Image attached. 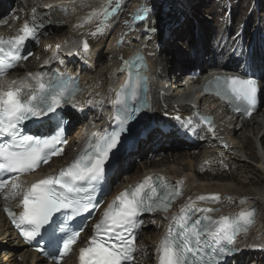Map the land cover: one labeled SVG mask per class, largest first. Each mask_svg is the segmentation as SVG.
Instances as JSON below:
<instances>
[{"label": "snow or ice", "instance_id": "1", "mask_svg": "<svg viewBox=\"0 0 264 264\" xmlns=\"http://www.w3.org/2000/svg\"><path fill=\"white\" fill-rule=\"evenodd\" d=\"M115 11L108 12L105 8V19ZM147 11L141 6L135 18H143L142 13ZM43 23L37 9L33 8L31 20H26L16 35L0 36V77L6 76L19 61L27 60L32 54H23L24 45L29 39L36 38L37 29L43 27ZM88 47L84 41L83 51L87 52ZM142 59L137 54L124 61L126 67L135 71H129L128 80L116 93L115 103L126 105L127 100L137 97L138 90L146 83L141 74V68L145 66L136 63ZM33 82L34 90L26 92V86L31 87ZM209 83L215 85L216 95L226 100L234 111L251 115L256 108L261 81L253 76H216ZM78 91L77 82L70 76L56 75L45 81L39 72L28 73L24 80L0 87V193L5 199L17 200L19 197L16 207L21 209L18 214L9 208L5 211L28 242L40 237L41 230L47 227V245L53 264H60L77 243L80 231L69 228L67 221L96 207L94 185L103 178L105 164L120 144L122 134L128 130V121L140 110L129 112L125 106L124 114L118 112L117 115L118 130L93 133L67 166L29 187H22V176L63 154L59 145L66 141L63 139V119L57 109L70 103ZM72 107L77 105L72 104ZM44 118L55 123L54 134L29 135L20 128L26 121ZM176 119L179 121L180 117ZM201 119L209 125L211 132V118ZM182 185L183 181L173 185L159 176H146L137 184L129 185L108 204L94 225L87 246L79 249V264H132L137 251L135 232L142 223L138 217L145 212L167 213L183 195ZM222 199L232 198H222L218 194L196 197L198 201L213 203ZM244 203L246 200L241 201ZM216 211L218 209L198 207L189 197L177 213L170 218L165 216L169 223L155 248L157 264H218L223 255L236 251V238L253 226L257 209H242L214 218L211 214ZM57 213L63 214V220L54 219ZM37 251L44 253L45 249L38 247Z\"/></svg>", "mask_w": 264, "mask_h": 264}, {"label": "bare ground", "instance_id": "2", "mask_svg": "<svg viewBox=\"0 0 264 264\" xmlns=\"http://www.w3.org/2000/svg\"><path fill=\"white\" fill-rule=\"evenodd\" d=\"M50 1H52L54 4H52L49 9L53 10L55 13L65 15V18L63 17L62 19V24L67 27L64 37L58 41L59 47H56L53 50L50 58L53 59L57 56L63 57L65 64L69 66L70 70L81 75L82 91L80 92L77 102L75 103L77 105L78 112H75L74 116H77L78 120L79 118L85 117L86 121L84 124H79L76 126L78 132L71 136L72 139H70V143H73L76 140L80 141L82 139H79L81 135L97 130L101 127V125L105 124L103 122L105 114L109 107L114 106L116 93L120 91L122 85L125 83V80L123 79L124 75L128 76L129 73V70L125 68L124 61L129 60L134 54H143L150 62V65L147 66L149 70L148 76L150 79L147 80L148 88L146 92L148 118H150L152 115L151 121H155L154 123L157 124L164 123V125H166L165 123H172L177 129L176 137H178V139L192 141V143H187L188 146H190V149L193 150L192 154H197L196 151L202 153V158L198 160H193L190 158L185 160L183 157H181V155H179L180 153H177L173 161H163L164 166L160 169V172L166 174L175 182L183 181L182 186L185 187V194L181 199V205L185 204L188 201V198L191 197L192 200L196 202L198 207H210L218 209V211L211 214L214 218H217L221 215L235 214L242 209H257L255 223L246 234L243 233L237 237L235 248L237 249L238 261L241 264H250L252 260L255 261L254 264H264L262 263L264 260L262 261V259H257V255L261 253L264 254V186L261 185L262 183L256 184V186L252 185L255 180H264V157L259 158V162L255 167L257 172L263 174L262 176H258L255 172V169L250 168V166L247 164H241L242 171L239 172L240 177L237 179L227 174H222L225 173L228 167L234 168L239 165L238 161L244 160L242 156L236 154V150L241 148L246 153V145L241 141H236V136L241 133L244 135V130H248V132L254 136L258 129L262 130V127H259L255 119L248 121L244 126V129L241 131H238L235 128L225 129L224 126L218 125L219 128L224 129L222 136L224 139L229 141V144L232 142V138L229 135H233L234 144L232 148L225 149L221 146V140H217L213 134L207 132L205 128H202L197 122L190 118V114L194 111V107L191 108V105L189 104H176L173 101L174 96H171L170 94L162 95L156 86V81H152L154 80L152 75L156 76L155 70H157L156 64L158 62V40L154 42V39L157 37L159 31L163 29V34L164 28L166 24H168L173 33L170 34L171 39H178L177 41H180L183 45L182 49H184L186 52H191V49L195 47V44L193 43L189 45V39L194 36V32H192L194 30V23L187 25L188 29L191 30L190 34L192 33L190 38L184 36V34L186 35V31L182 30L185 28V25L183 26V24H181L178 28L179 31L182 30L183 32L179 34L177 32L174 33L173 29L179 24V22H174L175 24H172L169 23L167 19H165V15H169L168 13L170 10L169 12L165 11L163 15L159 16L160 18L156 17V12L159 10V8H161L159 5L158 8H155V10L149 9L146 13H142L143 18L139 19V22L135 28L132 29V26L129 25L128 27L118 31L116 35L110 38L109 30L111 29L112 25L118 26V28L123 27L127 20V16L132 12L134 16L133 19H136L135 15L138 9L148 0H136L130 12L125 15L123 12L132 0H115L117 2L119 1L120 7L115 13H112L113 15L111 14L112 16L110 18L109 15L107 19H105L104 10L107 8V11L111 12L112 4L105 2V0H96L93 5H90V3L87 4V2L84 0L74 1L72 4L61 2V0ZM149 1L146 3L147 9L150 8ZM36 4L37 3H33V5ZM48 4L49 3H45V5ZM262 6H264L263 3ZM61 9H67V11H61ZM235 13L236 12L233 11L236 22H239L241 20V15ZM176 14L178 15V13ZM186 14H188V12L184 13L185 16ZM150 18H155V20L150 21ZM202 21L204 24L207 23L206 20ZM143 23L146 28L141 26ZM132 24H134V22ZM45 30H51V34L44 42L43 47L38 49V52L45 50L44 47L47 46L48 42L50 43L49 40L51 36L56 31L60 32L61 28H55V26H51ZM108 36L110 38L109 43ZM254 37L255 41L250 44V46L253 47L252 49H255L257 46H259L260 42L262 43L264 39L263 35L258 30L255 32ZM83 38L88 40L91 48L92 44L96 48L92 50L90 48L87 52H84L82 49H80L75 55H65L63 53L61 46H73L77 40H82ZM166 40H170L169 36H165L162 39L161 44L164 47L163 49L167 52H174L176 49L173 47V45H167ZM256 42L258 43L256 44ZM165 47L167 48L165 49ZM106 48L107 52L105 53L108 54L107 58L109 59V62L107 61L108 63L106 67L101 70L100 67L102 66V60L105 58L103 52L106 51ZM185 54L186 53L183 51L180 52L183 63L187 62ZM200 55L201 54H196V58L198 59ZM35 56L36 54L28 59L29 64L30 60ZM121 56L123 58H121ZM110 59H112V61H110ZM42 63L34 62L31 64V66L32 68H40ZM98 68H100V70ZM86 71H88L89 74H87ZM143 74L145 75V73ZM199 78V76H196L191 77L190 79L200 83L201 80H199ZM177 91L178 93H184L186 96H188V98H190L191 84L179 82ZM203 100L207 101L206 98ZM219 109L221 110L220 107ZM91 112H94V115L91 118H88ZM176 113H179V116H181L184 123L183 125L174 121L173 115ZM165 114L168 115L165 116ZM222 114H225V111H222ZM200 115L203 116L202 114ZM218 119L220 123L222 122L224 124L221 118L218 117ZM188 121H191V123H188ZM184 125L189 126L188 132L184 130ZM105 127H109V125L105 124L102 126L99 133H101ZM152 128L153 126L151 127V130ZM150 133H152V131ZM171 136H174V134ZM244 138L248 143L246 135H244ZM258 141L264 146V132L261 133ZM178 147L179 145L177 148ZM144 150V148H140V152L138 154L141 156L143 153H145ZM134 155H136L135 152L131 153L129 158L133 159ZM121 159L122 157L119 159V161ZM182 163H185V166H181ZM159 164L160 163H157L153 160H147L143 162L145 168H157ZM139 169L142 170V167L140 166ZM47 170L50 171L51 168L47 167ZM124 170H128L127 163L119 165L118 171L123 172ZM254 174L257 179L253 178ZM140 175H144L143 171L140 173ZM212 194H218L222 198L231 197L232 199H222L219 203L196 200V197L198 196H210ZM242 200H246V203L241 204ZM178 210L179 209L175 207L173 211H169L167 213L163 212L156 215L155 223H153V221L150 220L151 218H149L147 223L148 230L145 229L142 235L144 241H149L151 245L158 243L155 241L160 240L162 234L165 231L166 225L169 222V220L165 219V216L170 218L173 214L177 213ZM146 241L145 243L147 244ZM145 248L146 250L148 249L146 246ZM138 249L139 254L136 257L137 263L139 264L142 258H144V256L141 255L145 254L146 259L148 260L146 264H152L151 255H148L146 252H144L141 240L138 245ZM255 251L256 253L254 254ZM253 254L255 255L254 257Z\"/></svg>", "mask_w": 264, "mask_h": 264}, {"label": "rangeland", "instance_id": "3", "mask_svg": "<svg viewBox=\"0 0 264 264\" xmlns=\"http://www.w3.org/2000/svg\"><path fill=\"white\" fill-rule=\"evenodd\" d=\"M31 2L32 1H34V2H37V4H45L46 2H49V0L47 1H45V0H30ZM54 1H57V0H54ZM62 2H66V3H68V4H71L72 3V1L73 0H70V1H66V0H61ZM78 1V0H77ZM84 1H86V0H84ZM89 1V0H88ZM149 1V0H148ZM147 1V2H148ZM155 1V0H154ZM215 1V2H214ZM232 1V2H231ZM87 2V1H86ZM130 2V1H129ZM135 2H136V0H132L131 2H130V4L127 6V8L124 10V12H123V14L125 15V14H127V13H129L130 12V10L132 9V7L134 6V4H135ZM146 2V3H147ZM153 2V0H150L149 1V7L150 8H148V10L150 9V10H155V8H154V4L152 3ZM206 2H207V4H208V6H206V7H203V6H205V4H206ZM206 2H205V0H198V5H200L201 7H203V8H201V7H199L198 9L199 10H201V12H204V11H209V10H211L212 12H218V9L219 10H221L222 8H221V5H222V3H224V8L223 9H229L230 8V6H231V8H232V3H233V7H234V9H233V11H235L236 13H238L239 15H241V13H242V11L243 10H245V7H246V5H247V3H248V0H243V1H239V0H206ZM242 2V3H241ZM118 3H119V1H118ZM146 3L143 5V7H146ZM241 3V4H240ZM258 3L260 4V11L258 12ZM262 3L264 4V0H262V2H260V0L259 1H257L256 2V0H249V4H248V6H247V8H246V10H245V12H244V14H243V16H242V18H241V22H239V25L237 26V27H235V18H234V16H233V14L231 15V13H229V12H226V13H224L223 14V16H221L220 14H218L217 15V17H218V19L219 20H223V19H225V24H228V25H234V29L236 30V32H238L243 26H244V24H246V26H245V33H248V27L250 26V25H252L253 26V31H255V30H261L262 28L264 29V6H262ZM87 4H89V3H87ZM112 4V3H111ZM90 5H91V3H90ZM219 6H220V8H219ZM117 8V5H115L114 6V9H116ZM112 9H113V5H112ZM122 9V8H121ZM256 9V10H255ZM112 11V10H111ZM116 12V11H115ZM114 12V13H115ZM158 12V13H157ZM156 12V17H159V16H161V15H163L164 13H165V10H163V9H161V8H159V10ZM167 12H169V10H167ZM235 13V14H236ZM169 15H165V19H167L168 21H169V23H172V24H175V23H177V22H179V24L173 29L174 30V33H182L184 30L186 31V29H188V27H187V25L188 24H192L193 22H191L192 21V18H190V14H186V16L184 15V13H179L178 15L174 12V11H170L169 13H168ZM113 15V14H112ZM112 15H110L109 16V18L112 16ZM196 17H198V18H200L201 19V21L202 20H206V17L205 16H202V17H199V14L198 13H196V14H194ZM182 16H185V17H181ZM215 14H213L212 16H208L209 18L206 20L207 21V23L206 24H204L205 25V28L206 27H209V29L211 30L212 28H210V24L212 25V27H213V29L214 30H216L217 28H216V26H215V23H214V20H215ZM133 12L132 13H130L128 16H127V20H126V22L124 23V25H123V27H121V28H118V26H114V25H112V27H111V29L109 30V32H110V38L112 37V36H114V35H116L117 33H118V31H120L121 29H124V28H126V27H128L129 25H131L132 26V29L133 28H135L136 27V25H137V23L139 22V19H133ZM160 18V17H159ZM162 19V18H161ZM181 19V20H180ZM103 20V19H102ZM101 20V21H102ZM150 21H154L155 20V18H150L149 19ZM163 21V20H162ZM134 22V24H132ZM175 22V23H174ZM203 22V21H202ZM101 23V22H100ZM144 23H146V22H144ZM144 23L141 25L142 27H145L146 28V26H144ZM163 24H164V22H163ZM181 24H183V26L185 25V28L184 29H182V30H178V28L180 27V25ZM98 25V24H97ZM103 25V24H102ZM158 25H159V23H158ZM248 25V26H247ZM62 27H60L61 28V31L59 32V33H57L58 31H56L52 36H51V38H50V43H51V45L49 46V47H46V48H49L48 50H45V52H47V53H49L51 50H53L58 44H57V42L60 40V39H62L63 37H64V34L66 33V29H67V27L66 26H64V24H62L61 25ZM114 26V27H113ZM182 26V27H183ZM100 28V27H99ZM157 28V27H156ZM101 29V28H100ZM97 30V29H96ZM96 30H93V31H96ZM162 30L163 29H161L160 31H159V33L157 34V37L154 39V42L155 41H157L158 39H159V37L161 36V34H162ZM190 31L191 30H189V34H190ZM48 33H49V30H48ZM48 33H47V35H45V36H43V40H42V42H41V45L43 44V42L45 41V39L47 38V36H48ZM53 33V32H52ZM57 33V34H56ZM186 34H187V32H186ZM58 35V36H57ZM184 36H186L185 34H184ZM192 36V33L190 34V37ZM56 37V38H55ZM108 38H109V36H108ZM110 38L108 39V43H109V40H110ZM55 39V40H54ZM59 39V40H58ZM151 42V41H150ZM49 43V42H48ZM108 43H107V46H108ZM47 44V43H46ZM45 44V45H46ZM166 44L167 45H171V43H170V40H166ZM108 48V47H107ZM107 48H106V51H104L103 53H104V55H105V58L102 60V66L100 67L101 68V70L102 69H104L105 67H106V65H107V63L109 62V59L107 58V56H108V54L107 53H105V52H107ZM46 55V54H45ZM121 58H123L122 56H121ZM41 59V60H40ZM44 59V55H43V53L42 54H38V56L36 55L34 58H33V60H36V61H38V62H41L42 60ZM108 61V62H107ZM110 61H112V59H110ZM100 68H98L99 70H100ZM243 133H244V135H246L247 136V139H248V143H247V141H246V143H243V144H245L246 145V153H244L242 150L240 151V149H238V150H236V154H238L239 156H242L245 160H242V161H238L239 162V165L238 166H236V167H234V168H229L228 167V169L225 171V173H222V174H227V175H229V176H232V177H235V179H237L238 177H240L239 175V172L240 171H242V166H241V164H247V165H249L250 166V168H253V169H255V172L257 173V175L258 176H262L263 174H261V173H259V172H257V169L255 168L256 167V165L258 164V162H259V158L260 157H264V146H263V149H262V147H261V145L260 144H258V148H256V144L257 143H259V142H257V141H255V140H253L252 139V137H250V136H248L249 135V132H248V130H244L243 131ZM248 134V135H247ZM244 135H242V133L241 134H238L237 136H236V141H240V140H242V141H244ZM253 135V134H252ZM254 137V136H253ZM235 138V137H234ZM231 146V145H230ZM229 146V148H231ZM181 151V153H183V155L180 153L179 155H181V157H183V159H195V160H198V159H200V158H202V153L201 152H199L198 151V154H190V153H187V150H180ZM174 158V157H173ZM173 158H170L169 157V160L170 161H172L173 160ZM133 160H134V158H133ZM243 162V163H242ZM181 166H185V163H182L181 164ZM228 172V173H227ZM253 178H255V179H257L256 178V176H255V174L253 175ZM262 180L263 179H260L259 181L258 180H255L254 181V183L252 184V185H254V186H256V184H260L261 182H262ZM264 181V180H263ZM241 185V184H240ZM244 185V184H243ZM262 186H264V183H262L261 184ZM159 228H160V226H159ZM144 233V232H143ZM146 241V240H145ZM147 242V244H145V246L148 248L145 252L148 254V255H151V250H150V245H151V243L149 242V241H146ZM256 253V251L254 252V254ZM253 254V257L255 256ZM257 259H262V261L264 260V254L263 253H261V254H259V255H257ZM262 263H264V262H262ZM138 264V263H137Z\"/></svg>", "mask_w": 264, "mask_h": 264}, {"label": "clouds", "instance_id": "4", "mask_svg": "<svg viewBox=\"0 0 264 264\" xmlns=\"http://www.w3.org/2000/svg\"><path fill=\"white\" fill-rule=\"evenodd\" d=\"M70 1V0H69ZM74 1H77V0H73L72 1V3L74 2ZM79 1V0H78ZM87 1V3H91L92 5L94 4V2L96 1V0H86ZM163 1H165V0H163ZM71 3V4H72ZM153 4H154V8H155V5H156V3H157V0H155V1H153L152 2ZM161 5V4H160ZM118 8V7H117ZM61 27V26H60ZM253 118H251V120H252ZM257 124L259 125V127H262V130H260V129H258V131H257V133L256 134H254V137H253V135L251 134V133H249V135L248 136H250V137H252V139L253 140H255V141H257V142H259L258 140H259V138H260V136H261V133L262 132H264V127H263V125L260 123V122H257ZM260 131V132H259ZM258 132H259V134H258ZM242 143H246V139L244 138V141H242V140H240ZM258 144H260V143H257L256 144V148H258ZM261 145V144H260ZM261 147H262V149H263V145H261ZM240 150H242L241 148H239ZM259 149V148H258ZM238 150V149H237ZM243 151V150H242ZM244 152V151H243ZM245 153V152H244ZM245 160V159H244ZM261 183H264V181L262 180V182Z\"/></svg>", "mask_w": 264, "mask_h": 264}, {"label": "water", "instance_id": "5", "mask_svg": "<svg viewBox=\"0 0 264 264\" xmlns=\"http://www.w3.org/2000/svg\"><path fill=\"white\" fill-rule=\"evenodd\" d=\"M224 146L226 147V144L224 143Z\"/></svg>", "mask_w": 264, "mask_h": 264}]
</instances>
